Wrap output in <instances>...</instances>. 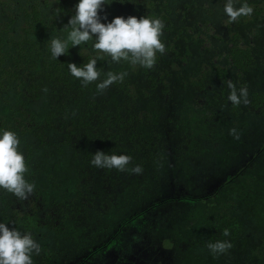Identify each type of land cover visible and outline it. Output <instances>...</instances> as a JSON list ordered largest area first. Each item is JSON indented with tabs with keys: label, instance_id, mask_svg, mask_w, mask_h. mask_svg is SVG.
<instances>
[{
	"label": "flooded vegetation",
	"instance_id": "obj_1",
	"mask_svg": "<svg viewBox=\"0 0 264 264\" xmlns=\"http://www.w3.org/2000/svg\"><path fill=\"white\" fill-rule=\"evenodd\" d=\"M79 1L80 7H77L79 4H71L72 1H68V4H71V15L74 13L85 24L81 34L83 42L89 35L86 26L94 20L100 28L101 24L104 26L110 19L115 23L125 22L128 19L116 14L117 10L101 14L98 18L91 17L84 12L82 0L76 2ZM132 1L127 5L136 7L135 15H130L132 16V20L129 21V27L132 28L131 34L139 36L138 38L142 35L148 38L154 37L155 46L160 47L162 52L166 51L167 40L165 36L160 35L158 38L153 34V24H161V29L166 32L165 25L168 19L162 18L172 16V11L169 13V6L174 0ZM255 6H257L256 9H254ZM261 8H264V2L252 4L246 10L248 14L255 15L253 18L260 22L264 16V9L261 10ZM54 16L57 18L58 15L54 14ZM138 24L144 26L138 27ZM115 30L116 26H110L108 32H111V35H105L103 31L99 32L100 37L103 36L101 41L105 43L111 39L121 38L124 44L128 42L129 36H117ZM47 34H50L49 39H52L55 33L50 31ZM251 37H253L251 43L249 41L244 43L239 34L231 32L228 47L235 43L249 46L253 56L252 65L248 69H242L234 66L231 61L225 60L224 63L222 60L225 58L222 56L223 59L218 60L221 56H217L218 52L213 50L211 57L214 58V65L220 64L225 69V76L220 77L214 71H208L201 88H196L189 83V78L201 72L200 67L190 73L182 72V70L172 72L169 65L174 60L169 57L164 59L166 67L162 65L158 67L165 72L163 74L166 80L165 85L156 80V85L150 86L154 83L148 79L152 71L149 70L150 66L145 65L144 56L135 62L139 64L135 70L131 69L128 63L123 65L124 77L130 72L134 80L143 82V89L136 91L132 75L124 78L127 86L134 92L133 111L137 115L135 130L140 135V143H127L124 145L127 152L123 156L113 157V162H109L111 165L109 169L112 171L110 176H103L105 166L103 153L108 155L109 149L99 147L96 140L106 128H110V125L104 127L103 124L110 122L117 130L123 127V123L114 120L115 111L122 102V94L116 91L113 79V89L120 96L121 101L109 113V117H105L106 113L103 111V106L108 103L106 100V102H99L97 99H85L84 106L77 112H73L68 104L72 97H69L66 110L60 108L59 111L65 110V118L69 121L80 112L89 123L94 124L95 128L94 131L92 128H81L78 131L84 137L83 148L78 143L75 146L66 144L63 152L70 149L71 155L81 161L84 174L95 173L96 180L91 177L89 180L84 178V182L79 180L66 183L57 178L53 171L44 170V173L48 175L46 176L47 185L44 188L35 185L34 191L33 185L26 184L31 188H29L30 195L22 202L28 203L30 200H35L37 203L44 198L47 201L52 198L60 201V206H65L61 209L62 212L56 214L57 209L51 211L56 223H58L59 215L70 214L71 210L68 207L72 203L71 200L80 195L81 201H84V196L95 197L96 213L91 211L93 214L91 220H84L83 217L82 223L74 231L69 230L70 225L60 232L56 231L59 227L51 229L43 225L46 233L52 236L53 243L36 246L39 250L34 251L30 256L31 239L34 234L21 229L24 215L12 216L10 208L5 209L6 215H0V264H90L94 256H100L115 249L118 251V259L126 264H176L175 259H179L181 264H188L191 254L186 252V244L193 250V255L196 250L207 246L209 258L206 260L201 253L197 252L194 263L203 259L205 264H215L216 260L221 258L227 264H263L264 85L259 82L263 75L256 70L255 49L264 48V24L255 29ZM65 45L64 57L72 63L76 57L81 59L78 50H68V43L65 42ZM194 45L189 46H192L190 51L196 55ZM180 46L181 44L178 50ZM147 51L150 53L151 49ZM191 58L193 59L192 56ZM259 61L260 67H257L264 71V54ZM208 65L210 66L209 63ZM168 72H170L169 75H167ZM171 75L179 82L187 81L186 87L180 83L181 87L191 92L187 100L182 101L176 98V92L169 81ZM208 76V79L216 82L218 88L212 93L211 101L205 102L201 98V93L207 89L211 90L212 87L211 84L206 83ZM81 83L83 87L88 85L87 80ZM10 87L14 88L13 85ZM73 88L77 87L73 85ZM156 91L162 95V102L166 103L172 98L176 101L171 106L173 110L163 116L159 127L152 121L153 112L150 106L138 105L139 95L152 97ZM88 103L93 105L89 106ZM96 108L98 112L93 115L91 112ZM217 111L219 116H215ZM202 141L208 143V150L199 145ZM135 142L138 143V140L135 139ZM51 152L52 156L60 158V155L53 150ZM126 164L130 166V169L127 175L120 176ZM210 164L214 165L215 169L208 168ZM200 171L202 173H199ZM21 186L22 183L18 186L15 183V191L9 196L20 199ZM101 187L106 188L102 199L99 198ZM234 190L245 191L243 204L241 203L243 213L239 212L235 204L240 202ZM78 191L81 194L78 195ZM131 204H136L135 208L127 211L128 205ZM17 210L23 212L20 208ZM165 211L171 214L169 221L166 219ZM194 212L200 213L201 222H196L194 217L197 214ZM151 215L155 219L153 225L147 220ZM41 216L44 218L45 215L41 214ZM43 218L42 223H45ZM110 220H116L118 223L108 224ZM89 224H96L94 232L91 233V240L84 239V242L71 244L75 232L83 225L85 229V226ZM199 228L201 231H198ZM249 231L258 233L253 246L236 252L241 246L240 242L244 240L247 242ZM129 232H133L131 237H136L138 245L133 251H127L124 243V239H128ZM221 241L225 244L221 245L219 243ZM221 246H224L225 250H221ZM116 262L119 263L118 260Z\"/></svg>",
	"mask_w": 264,
	"mask_h": 264
},
{
	"label": "trees",
	"instance_id": "obj_2",
	"mask_svg": "<svg viewBox=\"0 0 264 264\" xmlns=\"http://www.w3.org/2000/svg\"><path fill=\"white\" fill-rule=\"evenodd\" d=\"M17 1L0 0L1 216L6 215L4 210L7 208H10V215L12 216L26 213L17 210L23 202L17 197L9 196V194L15 191V183L16 186L19 183H22V186L24 184L33 185L35 191L36 175L40 171L44 173L38 161V155L35 153L37 149L40 147L51 148V151L53 150L62 158L64 145L75 146L77 137L81 136L78 132L81 128H92L94 131V124L89 123L80 112L75 117H71L72 120L70 121L65 118V110L68 107L66 103L69 97H77L80 96L81 92L90 90V81L93 78L101 77L104 74L103 68L106 66L110 68L109 66L114 63L123 67L128 63L134 70L139 66V64L131 62L130 55L126 54L123 48L124 40L121 38L118 40L111 39L103 43L101 41L103 36L100 37L102 31L92 30L90 26L93 27V24L86 26L89 35L84 38V42L87 41L84 48L80 45V48L74 49L78 50L81 59L76 57L72 63L67 57H64L65 42L69 43L71 37L76 42L82 39L83 29L75 27L76 24L79 25L80 19L74 13L72 15L70 13V5L79 4L77 7H80V1L20 0V3L16 4ZM68 1H72V3L68 4ZM132 2V0H82V5H84V12L91 17L97 16L98 18V12L105 14L117 10L118 14H123L121 10ZM256 8L257 6L254 9ZM263 9L261 8V10ZM170 11H173L171 5L169 6V13ZM54 14L58 15L57 18ZM182 14V22L179 26H175L171 17L162 18L163 20L168 19L167 25H165V31L168 34L166 51L162 52L160 48L150 47L149 43L145 45L146 50L151 49L150 53L143 56L145 65L150 66L149 70L152 71L148 76L150 82H154L150 85L152 87L156 85V80L166 84L163 75L165 72L158 68L162 65L161 60L164 61L165 58L169 57L173 60L179 58V61L189 62L192 59L191 56L195 59V54L190 51L192 46L189 45H204L208 42L206 35L201 36L197 32L194 33L192 26L188 24L190 19L184 16V12ZM80 22L85 26L82 20ZM143 26L138 24V27ZM153 26L154 30H161V24L157 23ZM50 31L55 33L52 39H49L50 34H47ZM66 34L73 36L70 38L67 36V38L65 37ZM116 35L120 36L118 33ZM133 36L129 37L128 40L134 39L135 41L139 37ZM178 42L181 44L180 50H178ZM222 56L238 68L248 69L252 65L253 56L249 46H241L235 43L229 46ZM162 66L166 67L165 65ZM197 67H200L201 72L189 78V83L196 88L202 87V81L208 71L212 70L220 77L225 76V69L218 63L209 66L207 63L200 62ZM112 68L115 70V66ZM87 74L88 85L83 87L81 82ZM169 74L170 72L167 73V75ZM113 79L116 91L122 94V102L115 111L114 120L123 123V127L117 130L115 125L113 124V127L110 122L106 125L103 124L104 127L110 125V128H106L96 140L99 147L109 149L108 155L103 153L105 157L103 176L112 174L109 169V167L111 168L109 162H113V157L116 155L123 156L127 152L124 145L140 143V135L135 130L137 115L133 111L134 92L127 86L124 77L119 75L116 70ZM180 83L184 87L187 86L186 80H182ZM10 85H13L14 88H11ZM73 85L77 88H73ZM44 90L48 94V98H46L44 108L38 113L31 106L40 99ZM88 104L89 106L93 105V103ZM60 108L65 110L60 112ZM96 112H98L97 108L91 113L94 115ZM71 130H73L72 133H70ZM50 131H54L56 135H49ZM135 139L138 140V143L135 142ZM50 152H47L46 155H51L52 152ZM46 176L48 177V175ZM16 179L18 180L16 181ZM77 193L78 195L81 194L80 191ZM80 196L71 200L72 203L68 207L71 210L70 214L56 215L58 216V223L55 222L53 218L55 216L51 215V211L57 209L55 213L59 214L65 206H60V201H56L54 198L50 201L45 198L40 200L41 214L45 215L44 218L42 217L45 219V223L42 224L51 229L59 227L56 230L58 232L64 231L70 225L69 230L74 231L82 223L83 217L84 220H91L93 217L91 211L96 213L94 210L95 197L84 196V201H81ZM89 204L90 206H88ZM28 205H30L32 213L38 212L35 200L28 201Z\"/></svg>",
	"mask_w": 264,
	"mask_h": 264
},
{
	"label": "rangeland",
	"instance_id": "obj_3",
	"mask_svg": "<svg viewBox=\"0 0 264 264\" xmlns=\"http://www.w3.org/2000/svg\"><path fill=\"white\" fill-rule=\"evenodd\" d=\"M264 2V0H174L171 4V7L173 8L171 19L175 26H179L182 22L181 17L183 16L182 12H184V16L188 17L190 21L188 24H190L194 30V33L197 32L201 34V36L206 35L208 37V42H206L204 45H194V51L196 50L197 54L195 55V59H191L189 63L186 62H178V59H175L171 65H169V68H172V72H185L190 73L194 72L195 68H198L197 65L200 62L213 64L214 58L211 57L213 50H215L217 53V56L220 55V59L222 60V54L228 49V43H230V33L236 32L240 35V37L243 39V42L246 43L249 41L251 43L253 41V37H251L252 32L257 29L259 26L264 24V16L263 19L258 22L253 17L255 15L248 14V11L246 8H248L252 4H259ZM20 0L16 2V4H19ZM94 4V3H93ZM93 8L94 5H92ZM187 6V7H186ZM134 8L135 6H126L125 9L121 10L123 11V14H118L121 17L125 16L128 17V19L125 22H119L115 23L112 19L109 21L112 22H105V25L103 26L101 24L100 28L99 25L94 20L91 24H93V27H91L92 30H100L103 31L107 35H111V32H108L110 29V26H116L115 32L118 33L121 36H133L132 28L129 27V21L132 20V16L130 15L134 14ZM101 17V12H98ZM129 15V16H127ZM21 22V21H20ZM101 22V21H100ZM75 24V23H74ZM131 25V24H130ZM207 26V27H205ZM76 28L84 29L83 24L79 21V25H75ZM134 31V30H133ZM140 31V30H139ZM153 34H155L156 37H160V35L168 37V34L161 30H153ZM73 36L66 34L65 37ZM135 36V35H134ZM133 36V37H134ZM253 36V35H252ZM67 37V38H68ZM152 38V40H151ZM86 42L83 41H74L73 37L70 38V42L68 43V50H74L81 47H84L86 45ZM151 47H155L159 49L160 47L155 46L154 37L149 36V38L146 35H142L140 38H137L135 41L128 40L123 45V48L126 51V54H129L130 57L133 59V63H135L137 60L141 59L144 54H147V50L145 49V45L148 44ZM264 54V48H257L255 49V58H256V70L260 72V74L263 75V77H260L259 82L260 84L264 85V71L262 69H259L257 66L260 65V58L261 55ZM216 56V58H217ZM226 59H223L225 63ZM227 61V60H226ZM176 62V63H175ZM163 60H161L162 65H166ZM115 70L118 71L119 75L124 77L125 68L115 65L114 63L111 64L108 68L107 66L104 67V74L99 78H93L92 81H90V90L81 92L80 96H74L69 101V108L73 109V112H77L78 109H81L83 106V102L85 99L92 98L97 99L99 102H108L103 107V111L106 113L104 114L105 117H109V113L116 107V104H119L121 99L120 96H118L112 85L113 80V74H114V67ZM260 67V66H259ZM132 74L129 72L124 77L125 79L128 78V76H131ZM88 74L85 76L82 81L87 80ZM139 78H141L138 75ZM209 76L206 79V83L211 84V90L207 89V91H203L201 94V98L205 102L211 101V95L214 91H217L218 85L216 86V82H212L210 79H208ZM132 80L135 82L134 87H136V91H139L143 89V82L134 80V76L132 75ZM88 81V80H87ZM169 81L172 83L173 90L176 92V98L178 100L185 101L188 99L190 95V90L186 89L184 87H181L179 84V80L171 75L169 77ZM132 82V83H134ZM188 91V93H186ZM185 97V98H183ZM47 93H45V90L41 94V97L39 100H37L35 103L32 104V108L40 113L41 109L44 108L46 103ZM162 95L158 93L157 91L154 92L152 97H144L143 95H139V102L138 105L141 107L150 106L151 111L153 112L152 121L155 124L162 123L163 116L167 114L168 111L173 110V104L176 103L175 99L172 98L171 101H168L166 103L161 101ZM102 99V100H101ZM106 100V101H105ZM177 109V108H176ZM219 116V112L217 111L215 116ZM49 135L55 136L54 131H50ZM79 139V140H78ZM77 143L80 147L84 146V137H77ZM76 143V144H77ZM199 143V142H198ZM224 144V142H223ZM199 145L208 150V143H205L204 141L200 142ZM83 148V147H82ZM51 148H42L37 149L35 153L38 155L40 166L42 167V171H53V173L56 174L57 178L61 179L62 181L66 183H72L73 181H79L84 182V178L86 180H89L91 177L96 180V174L91 172H86L84 174L83 167H81V161L78 160V158L73 157L71 155L70 149H67L64 152V156L62 158H56L52 155H46L47 152H50ZM208 168H214V165L210 164ZM130 169V166L128 164L123 166V171L120 176L127 175L128 170ZM199 173H202L200 171ZM198 181V180H197ZM48 179L46 177L45 173H42L41 171L36 175L35 178V185L39 188H44L47 185ZM201 182V181H199ZM34 185V186H35ZM35 186V187H36ZM203 186V182L201 184V187ZM205 187V186H204ZM30 187L26 184L20 187V200L22 201L24 198H27L30 193L29 189ZM105 187L100 188V194L99 198L102 199L105 194ZM235 191V190H234ZM245 192V191H244ZM244 192H236L237 198L240 203H235L238 206L239 212H242L243 207V194ZM46 193V192H45ZM26 201V200H24ZM242 203V204H241ZM44 206V205H43ZM136 204L128 205L127 211L130 209H134ZM36 207L38 208V212L32 213L30 209V205H28L27 202H24L22 205H20V209L24 212V217H22V230H25L26 232H30L31 234H34V237L31 239V254L32 256L34 251H38L39 249L36 247L41 244H51L52 242V236L46 233L45 228L42 226V216H41V203L40 201L36 203ZM176 207V206H175ZM164 214L166 215V219L169 221L171 219V214L169 211H165ZM194 214H197L194 219L196 222H201V216L199 212H194ZM245 215V214H243ZM148 222L150 224L155 223V219H153V215L147 218ZM157 220V219H156ZM118 222L116 220H110L108 221V224H117ZM96 224H89L85 226H82L81 229H78L75 232V235L72 237L71 244H74L76 242H84V239L91 240V233L94 232ZM130 229V228H129ZM130 231H133V229H130ZM198 231H201L199 228ZM1 232V228H0ZM124 232V231H123ZM133 232H129L127 234L128 239H124L125 246L127 248V251H133L137 249L136 244V237H131V234ZM100 234V233H99ZM122 235V234H121ZM257 232H251L249 231L247 242L244 240L241 243V246L238 247L237 251L245 250L248 247H252L253 241L257 237ZM221 245L225 244L224 241L219 242ZM252 245V246H251ZM186 252L191 254V258L189 260L188 264H205L203 259H200L199 262L194 263V257L197 252L201 253V255L207 260L209 258L207 246L201 249L196 250L195 254L193 255V250L190 249L188 244H186ZM229 248V246H228ZM221 250H225L224 246H221ZM241 254V252L239 253ZM119 261L117 263L116 261ZM174 262L176 264H181L179 262V259H175ZM90 264H126L122 260L118 259V251L117 249L111 250L108 252H105L104 254L100 256H94L93 260H91ZM186 264V263H184ZM215 264H227L223 260L218 259L216 260ZM239 264V263H236ZM264 264V263H263Z\"/></svg>",
	"mask_w": 264,
	"mask_h": 264
}]
</instances>
